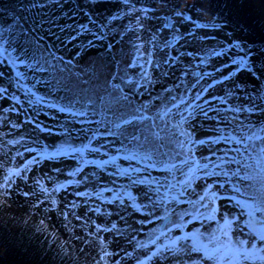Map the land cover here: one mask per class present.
<instances>
[{
    "label": "rangeland",
    "instance_id": "374dc122",
    "mask_svg": "<svg viewBox=\"0 0 264 264\" xmlns=\"http://www.w3.org/2000/svg\"><path fill=\"white\" fill-rule=\"evenodd\" d=\"M18 15L63 57L73 90L96 103L73 110L87 116L61 112L72 93L45 87L33 89L44 97L39 104H29L22 91L19 103L0 99V224L18 232L35 222L40 243L52 241L90 264H264L258 239L256 256L234 255L240 244L253 251L264 212L255 211L247 182L218 174V157L234 147L214 143L232 131L228 124L202 114L182 123L173 107L155 121L160 150L152 167L134 159L119 135L105 134L112 117L97 99L126 76L133 83L123 91L153 118L163 116L162 100L169 107L181 98L192 102L202 89L195 103L224 108L220 98L229 93V105L249 103L245 94H264V0H0V21ZM145 77L147 89L134 88ZM0 82L7 86L5 78ZM233 115L264 123V112L221 113ZM108 130L119 131L111 124ZM174 242L176 254L166 247Z\"/></svg>",
    "mask_w": 264,
    "mask_h": 264
},
{
    "label": "snow or ice",
    "instance_id": "6c2138e0",
    "mask_svg": "<svg viewBox=\"0 0 264 264\" xmlns=\"http://www.w3.org/2000/svg\"><path fill=\"white\" fill-rule=\"evenodd\" d=\"M48 2V0H46ZM34 7L36 5H33ZM25 11L27 9H24ZM177 15L184 16L183 13H176ZM21 17H13L12 22L7 26L0 25V69L7 68L8 73L0 70V78L7 80V86L0 82V99H11L19 103V96L16 92L22 91L25 97H28L29 104H39L44 101V97L37 95L33 89L38 87L54 88L57 91L71 92L72 95H66L67 105L60 107L61 112H69L71 115L87 116L88 113L85 110L73 111L77 105L81 109L94 108L96 101L91 96H87L83 89L73 90L70 81L71 73L65 76L67 71V65L63 57L57 56L51 45L42 44L43 37L34 35L35 25L32 27H24L20 22ZM84 32L88 30L84 26H80ZM99 38V37H98ZM75 39V37H73ZM91 43V42H89ZM235 63V62H234ZM64 65V67H61ZM241 63L239 67H244ZM77 79L79 74H76ZM227 79V77H225ZM115 77H113V81ZM141 83L138 86L134 85V88H145L151 81ZM30 82L31 86H28ZM198 82V81H197ZM133 82L126 76L121 79L120 84L112 83L104 89L106 95H100L97 97L101 104V111L111 114V121L105 124L107 135H119L121 143L128 144L129 148L133 150V158L139 156L143 160L149 161V164L154 167L159 161L155 158L156 153L159 152V146L157 141L160 140L159 131L155 130V121L157 119H164L172 114V108L177 110L181 122L195 118L196 115L202 114L208 119H221L222 122L228 124L232 131L225 133L222 137L214 143H223L225 145H234V147H227L224 149L223 155L218 157L216 168L221 169L219 175L225 176L229 179L235 178L241 182H247L248 187L252 188L254 194L250 199L257 202V208L255 211L264 212V123L259 125L249 122L245 124L239 119L238 115H233L231 120L222 117V112L232 113H246L248 115L258 114L264 112V94L259 96L245 94L249 103L241 105L239 107L229 105L228 101L233 98V93H229L227 97L220 98V104L227 105L224 108L214 107L210 100H204L203 104L195 103L202 99L201 92L206 91L202 89L201 92H197L192 97V102L180 99V103H173L171 107L163 105V116L157 112L156 116L149 117L145 115L149 111V107L145 104H137L135 98L129 96L128 93L123 91L126 84H132ZM9 87L15 89L13 92H9ZM171 91V90H166ZM7 94V95H6ZM137 95H142L137 90ZM35 97V101L31 99ZM172 101H175L173 96ZM107 100V103L105 101ZM181 105H184V109L181 110ZM204 105H208L205 107ZM56 107V105H52ZM154 107H159L155 106ZM198 109V112L196 111ZM15 107L9 109V111H15ZM209 112H214L215 116H209ZM104 121H108V116L105 115ZM235 121V124H232ZM91 122V121H89ZM101 121H97L100 123ZM165 127H168L165 120ZM109 124L113 125L118 132L109 131ZM190 135V133L188 134ZM163 143V141H160ZM197 142L193 140L189 144V150L192 145ZM199 143H204L200 141ZM183 146V145H182ZM229 166L227 169L225 166ZM235 166L234 168L231 166ZM141 171H147V167ZM207 165H205V168ZM18 175V172L12 173ZM205 175L212 176L217 175L215 170L211 173L206 172ZM138 181L134 180L133 183ZM143 183L144 181H139ZM239 191V189H236ZM159 189H157V192ZM3 195V193H0ZM25 195H28L25 193ZM259 240L264 245V232L260 233L258 237H253V243L249 244V248L253 251L249 252L244 249L243 244L238 246L234 255L242 256L245 259H250L257 255L255 250V242ZM178 242H174L172 245L166 246L169 252L176 254L179 251L177 247ZM193 249H189L192 251ZM261 251H264V247H261ZM220 249L216 253L210 256V259L218 258ZM157 255V253H153ZM264 260V257H258ZM229 260L232 256L228 257Z\"/></svg>",
    "mask_w": 264,
    "mask_h": 264
},
{
    "label": "trees",
    "instance_id": "16d2710c",
    "mask_svg": "<svg viewBox=\"0 0 264 264\" xmlns=\"http://www.w3.org/2000/svg\"><path fill=\"white\" fill-rule=\"evenodd\" d=\"M9 23L0 21V25L4 26ZM39 227L35 222L27 223L24 229L14 232L9 225L0 224V264H90L82 257L73 255L71 249L51 245L52 241L40 243Z\"/></svg>",
    "mask_w": 264,
    "mask_h": 264
}]
</instances>
